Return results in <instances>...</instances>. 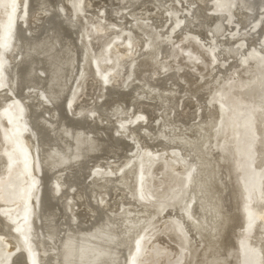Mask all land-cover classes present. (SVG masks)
Returning a JSON list of instances; mask_svg holds the SVG:
<instances>
[{"label": "rangeland", "instance_id": "374dc122", "mask_svg": "<svg viewBox=\"0 0 264 264\" xmlns=\"http://www.w3.org/2000/svg\"><path fill=\"white\" fill-rule=\"evenodd\" d=\"M1 1L0 43L8 40L10 49L14 36L10 34L8 37L6 12ZM162 1L161 15L157 17L145 15L128 0H63L57 5L58 14L76 22L73 42L83 50L77 65L73 61L72 42L70 48L67 47L70 73L64 80L67 82L63 93L69 91L73 76L75 79L67 95V105L63 108L68 118L71 117L70 110L74 111L77 105L83 104L81 100L86 101L81 113L101 105L112 107L115 103L110 99V93L115 88L113 82H117L115 75L121 89L139 86L152 75L164 79L161 86L151 85L160 93L170 90L172 82L169 75L172 74L177 84L173 91L176 100L170 105H164L160 98L153 100L154 120H149L144 114H133L131 109H126L117 119L112 117L114 133L120 135L128 147L125 152L127 158L119 168L110 164L92 166L87 181L100 183L96 177L100 175L104 178L123 176L127 182L125 191L129 203H120L116 213L126 208L132 215L136 212L137 216H144L142 225L145 228L142 229L145 230L139 229L133 242L127 246L126 257L121 264H264V158L261 156L260 135L261 128L264 129V121L260 120L264 118V4L256 18L250 20L246 28H241L234 18L237 0H209L208 14L223 19V30L218 36L211 31L199 36L185 22L197 7L196 0ZM34 2L17 0V21L29 22L28 11L29 7H35ZM95 2L99 4H95L93 10L89 6L93 7L91 4ZM53 9L47 7L48 11ZM248 39L253 42L248 44ZM37 42L38 46L32 50L38 55L60 49L54 30L31 43ZM222 50L226 52V58ZM230 50L234 52L233 58L228 55ZM213 54L217 57L214 58ZM36 65L40 62L37 61ZM41 68L33 67L29 70L30 75L44 78L45 70ZM7 77V60L0 54V90L6 92L3 105L9 108L7 116L0 117V264H10L18 251L27 254L28 262L31 260L25 240L18 236L16 239L23 244L15 247L2 235V228L3 225H15L13 231L19 227V234L34 238L33 212L39 198L37 174L23 171L19 160H6L9 150L5 148L9 141L3 134L2 125L10 129L12 121H15L17 127L11 141H24V136L29 133L23 102L7 88ZM88 78H92L95 84L90 96L82 98L88 92ZM33 84L22 85H27V89L42 95L48 105L57 108L56 98L48 95L43 86ZM199 94L204 101L198 98ZM61 96L64 97L63 94ZM183 98L190 117L177 113ZM202 119L207 121L202 123L204 131L210 128V123L214 126L212 138L207 152L201 154L197 151L192 160L187 152L184 153L185 145L193 140L197 130L196 125H190ZM158 124L164 126L165 137L171 136L174 141L167 151L161 150L152 156L154 148L151 146L157 138ZM139 134L144 136L147 144L142 145ZM108 161L121 162L122 159L111 158ZM206 161L214 168H223L224 181L233 191L236 202V208L220 217L217 245L211 244L201 230H198L200 238L197 239L193 229L185 224L187 215L184 210L190 186L187 171L195 165L199 182L203 184L205 181L201 175ZM136 169L143 174L133 177L131 173ZM30 185L34 190L28 196ZM51 186L53 194H60L59 182L52 180ZM70 190L72 188L64 197V206L75 219V203ZM96 194L99 204H103L106 201L104 187ZM224 196L222 194L214 203L216 207H222ZM143 207L149 211L148 217L142 212ZM24 211L26 217L23 216ZM222 244L227 248L217 250ZM208 248L214 251L208 254Z\"/></svg>", "mask_w": 264, "mask_h": 264}, {"label": "bare ground", "instance_id": "6f19581e", "mask_svg": "<svg viewBox=\"0 0 264 264\" xmlns=\"http://www.w3.org/2000/svg\"><path fill=\"white\" fill-rule=\"evenodd\" d=\"M53 1H55V5L52 4ZM16 2L17 0L1 1L2 9L6 12L5 25L8 37L10 38L11 34L14 38L10 49L9 45L7 46L8 40L0 43V54L7 60V88L9 87L23 102V114L29 133L24 136V141H11L17 127L14 125L15 121H12L10 129H6L4 125L2 127L3 134L9 141L5 148L9 150L6 160L8 162L19 160L23 171L32 172V175L37 174L39 198L33 212L34 238L23 233L19 234L17 232L19 227L17 231H13L15 225H3L2 235L12 241L15 247H21L23 244L22 241L16 239L20 236L28 244V252L31 256L29 257L31 260L28 262L27 254L18 251L11 259L10 264H121L126 257L127 246L133 242L139 229L145 230L142 229L145 228L142 225L144 216L139 217L136 212L132 215V212L126 208L121 213H116L120 203L121 205L129 203L125 191L127 182L122 178L123 176L107 178L101 175L96 176L97 180L101 181L100 183H89L87 177L92 166L110 164L114 168H119L127 158L125 152L128 147L122 142L121 136L114 133L115 122L112 117L117 119L126 109H131L133 114H144L149 120H154L155 103L153 100L160 98L164 105H170L176 100L173 91L176 90L177 84L172 74L169 75L172 82L170 90L160 93L151 85L161 86L164 79L152 75L139 86L121 89L119 79L115 75L117 82H113L115 88H112L110 93V99H113L115 103L112 107L105 108L101 105L94 107L90 112L81 113V108L86 102L81 100L83 104L77 105L74 111L70 110L71 117L68 118L63 108L67 105V95L75 79L73 76L69 91L63 93V87H66L64 85L67 82L64 80L70 73L69 60H67L70 53L67 47L70 48L69 44L72 42L73 61L77 65L80 54L83 53V50L73 42L74 36H76V22L57 13V5L63 0H35L36 8L29 7V22H20L15 18L17 14ZM128 2L132 6L134 4L138 6V9L144 11L145 15L152 17L161 15L162 0H128ZM95 4L99 3H92L93 7L89 4L88 6L94 10ZM195 4L197 7L191 16L185 19L187 26L194 29L199 36L205 35L207 31H211L215 36L220 35L223 30V19L208 14L209 0H196ZM262 4H264V0H237L234 18L238 26L246 28L250 20L256 18ZM49 6L55 10L48 11L47 7ZM262 28L264 29V24ZM53 30L59 41L60 49H53L52 53L49 51L39 53L40 55L36 54L32 49L39 43L31 42L41 40L44 35ZM247 42L250 44L253 40L248 39ZM40 45L44 44L40 43ZM222 52L226 58V52L224 50ZM233 53L230 50L229 57L233 58ZM213 56L217 57L216 54ZM37 61L40 62V65H36ZM33 67H42L45 70L44 78H33L29 73ZM222 72L223 70H221ZM61 76L62 78H60ZM28 82H33V85L37 84L38 87L43 86L48 95L56 98L54 103L57 108L48 105L42 95L27 89V85L23 86ZM94 84L92 78L87 79L86 89L88 92L82 98L90 96ZM62 94L64 97L61 96ZM198 98H201L200 94ZM5 99L6 92L0 90L1 118L3 115L7 116L6 112L9 111V108L3 105ZM201 100L204 101L203 98ZM185 101L186 99L183 98L178 105L181 108L180 111H177L178 107H176L174 112L177 111L183 117H190L191 113L185 108ZM7 118L10 119V117ZM202 120L190 125H196L197 130L192 137L193 140L185 145L184 153L187 152L188 157L192 160H194L193 156L197 151H200L201 154L207 152L208 143L212 138L214 126L210 123V128L204 131L202 123H207V121ZM260 120L264 121V118ZM156 126L157 138L153 140L151 146L154 148H151L153 149L152 156H156L158 151H167L174 141L171 136L165 137L163 125ZM146 132L144 131V133ZM260 135L262 140L261 156L264 158L263 128H261ZM138 139L142 145L148 143L143 135L139 134ZM148 146L150 145L148 144ZM111 158L119 161L122 159V161L109 163L108 160ZM140 173L143 174L141 170L136 169L132 171L131 175L138 177L141 175ZM187 177L190 186L187 208L184 210L187 216L183 217L185 224L188 228L193 229L197 239L200 238L198 230H201L206 234L207 240L211 244L217 245L220 240L218 222L222 215H228L231 208H236L235 195L224 181L223 168H214L213 164L208 161L202 170L201 178L203 177L205 181L203 184L199 182L195 165L188 168ZM31 180H33L32 177ZM52 180L61 184V192L58 195L52 193ZM30 187L27 191L28 196L34 190L33 185ZM102 187L105 189L106 201L99 204L96 193ZM70 188H72L70 192L75 203V207H73L75 219L71 217L64 206V197ZM222 194H225V201H221L222 207L219 208L214 203L220 199ZM130 204L133 203L130 202ZM254 211L259 214L255 208ZM142 212L147 213L146 217H148L147 209L143 207ZM12 216L13 219H17V216ZM23 216L26 217L25 211ZM10 241L8 243L11 244ZM15 241L17 242L15 243ZM227 241L224 243L228 245ZM222 247H224L223 244L219 245L217 250H221ZM213 251L210 248L207 249L208 254Z\"/></svg>", "mask_w": 264, "mask_h": 264}]
</instances>
